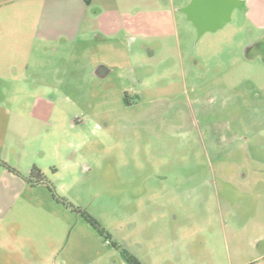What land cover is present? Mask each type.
I'll list each match as a JSON object with an SVG mask.
<instances>
[{
  "label": "rangeland",
  "instance_id": "374dc122",
  "mask_svg": "<svg viewBox=\"0 0 264 264\" xmlns=\"http://www.w3.org/2000/svg\"><path fill=\"white\" fill-rule=\"evenodd\" d=\"M141 22L143 35L121 38L130 66L97 74L79 42L56 56L54 77L11 102L36 126L0 158L25 176L36 165L72 207L26 183L0 216V264H126L122 249L144 264H228L260 251L264 49L254 28L235 16L200 34L182 20L161 36L157 20Z\"/></svg>",
  "mask_w": 264,
  "mask_h": 264
},
{
  "label": "crops",
  "instance_id": "0c3cea01",
  "mask_svg": "<svg viewBox=\"0 0 264 264\" xmlns=\"http://www.w3.org/2000/svg\"><path fill=\"white\" fill-rule=\"evenodd\" d=\"M226 5H232L228 16L222 11ZM235 16L250 23L255 41L264 45V0H0V148L19 144L35 130L32 114L11 102L20 104L42 79L54 77L56 56L66 57L73 45L86 43L84 50L91 52L98 74L100 67L130 66L121 38L143 35L141 21L157 20V33L168 36L177 33L178 21L203 34L227 26ZM2 169L0 216L26 186L21 177ZM255 239L260 244L255 256L237 263L230 259L228 264H264V233Z\"/></svg>",
  "mask_w": 264,
  "mask_h": 264
},
{
  "label": "trees",
  "instance_id": "16d2710c",
  "mask_svg": "<svg viewBox=\"0 0 264 264\" xmlns=\"http://www.w3.org/2000/svg\"><path fill=\"white\" fill-rule=\"evenodd\" d=\"M86 1H88V0H86ZM0 166L4 169L10 171L11 173L21 177L24 180V182L27 184H31V185L41 184V185L47 186L49 188V190L52 192V195L54 197H56L63 204H66L67 206L72 207L66 201H64V199L56 196L54 186L46 179L44 173L36 165H32L27 176L22 175L20 172H18L16 169L11 167L9 164H7L2 159H0ZM82 214H83L84 219L87 222H89V224L101 236H105L106 238L110 237V235L105 231V229L100 225V223L94 217H92L86 211H82ZM111 243L113 244V246L115 248H120V245L117 242L112 241ZM122 252H123V256H124L126 264H144L138 257L134 256L133 254L128 253L126 250L122 249Z\"/></svg>",
  "mask_w": 264,
  "mask_h": 264
},
{
  "label": "water",
  "instance_id": "95a60500",
  "mask_svg": "<svg viewBox=\"0 0 264 264\" xmlns=\"http://www.w3.org/2000/svg\"><path fill=\"white\" fill-rule=\"evenodd\" d=\"M231 7H232V5L231 6H225L223 9H222V11H223V15H225V16H228L229 15V13H230V10H231ZM218 22H220V21H218ZM200 23V22H199ZM212 24H216V22L215 23H212Z\"/></svg>",
  "mask_w": 264,
  "mask_h": 264
},
{
  "label": "flooded vegetation",
  "instance_id": "af4514ba",
  "mask_svg": "<svg viewBox=\"0 0 264 264\" xmlns=\"http://www.w3.org/2000/svg\"><path fill=\"white\" fill-rule=\"evenodd\" d=\"M261 45H262V44H261ZM261 48L264 49V45H262ZM127 98H128V95H127V93L125 92V99H127ZM126 101H127L128 105L131 104V102H129L128 99H127Z\"/></svg>",
  "mask_w": 264,
  "mask_h": 264
}]
</instances>
